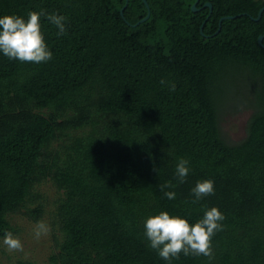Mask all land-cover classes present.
<instances>
[{
	"label": "trees",
	"instance_id": "16d2710c",
	"mask_svg": "<svg viewBox=\"0 0 264 264\" xmlns=\"http://www.w3.org/2000/svg\"><path fill=\"white\" fill-rule=\"evenodd\" d=\"M146 2L137 23L143 0L123 16L126 0H0V17L67 18L60 36L41 18L48 62L0 52V239L15 232L13 214L42 218L49 181L51 264H169L146 220L167 211L195 224L212 207L225 219L211 264H264V0ZM245 110V135L231 141L222 122ZM203 180L215 193L193 203ZM167 181L176 187L161 191Z\"/></svg>",
	"mask_w": 264,
	"mask_h": 264
},
{
	"label": "clouds",
	"instance_id": "9594fccd",
	"mask_svg": "<svg viewBox=\"0 0 264 264\" xmlns=\"http://www.w3.org/2000/svg\"><path fill=\"white\" fill-rule=\"evenodd\" d=\"M46 18L58 29L57 35L66 34V20L63 15L49 14L44 10L30 11L27 19L18 15H4L0 17V52L10 60H19L22 63H44L52 59L53 53L49 50L42 30L41 18ZM162 84L165 81H161ZM175 90V85L172 86ZM190 172L189 161L180 159L176 166V177L180 183L186 182ZM215 182L213 180L198 181L192 189L195 196L193 203L204 197L214 195ZM171 181L160 185L161 191L174 188ZM169 199H175L174 191L164 193ZM224 214L217 208L206 210L202 219L195 224L178 215H171L162 211L149 217L145 222V235L149 246L158 252V255L171 264L173 259L180 255L204 256L209 264L214 259L212 238L218 231L223 230ZM48 232L47 226L39 222L34 230L35 239L39 240ZM9 252L23 251V243L12 232H6L2 241Z\"/></svg>",
	"mask_w": 264,
	"mask_h": 264
},
{
	"label": "rangeland",
	"instance_id": "374dc122",
	"mask_svg": "<svg viewBox=\"0 0 264 264\" xmlns=\"http://www.w3.org/2000/svg\"><path fill=\"white\" fill-rule=\"evenodd\" d=\"M249 114L250 112L245 110L224 119L222 129L231 141H239L244 137L245 123ZM38 190L45 198L44 215L37 221L28 218L23 211L11 216V222L15 227L13 234L22 241L23 251L9 252L2 243L3 239H0V264H19V261H30L34 264H51L48 257L56 251V245L53 240L52 212L54 210V201L58 196L49 181H46ZM39 222H43L47 226L48 232L37 240L34 237V230Z\"/></svg>",
	"mask_w": 264,
	"mask_h": 264
},
{
	"label": "water",
	"instance_id": "95a60500",
	"mask_svg": "<svg viewBox=\"0 0 264 264\" xmlns=\"http://www.w3.org/2000/svg\"><path fill=\"white\" fill-rule=\"evenodd\" d=\"M143 2L145 3V5L147 6V9H148V4H147L146 0H143ZM197 2H198V0H196V2L192 5V10H193V11L196 10V4H197ZM126 5H127V0H126V4L124 5V7H123V8L121 9V11H120L121 16H123V11H124V8L126 7ZM205 6H208V7H209V11H210V13H211V9H212L211 5H210L209 3H206ZM262 11H263V9H261V10L259 11V14H258V17H257L256 20H258V19L260 18ZM210 13H209V14H210ZM148 17H149V9H148V14H147V16H146L145 18H143L142 20H140L139 22H137V23L144 22ZM232 17H234V16L226 17V18H232ZM221 21H222V19L219 21V28H218L217 32H219V30H220V24H221ZM263 38H264V36H260V37L258 38V42H259V44H262V40H263Z\"/></svg>",
	"mask_w": 264,
	"mask_h": 264
}]
</instances>
